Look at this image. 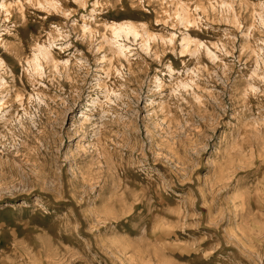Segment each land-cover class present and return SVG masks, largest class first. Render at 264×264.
Masks as SVG:
<instances>
[{
  "label": "rangeland",
  "instance_id": "1",
  "mask_svg": "<svg viewBox=\"0 0 264 264\" xmlns=\"http://www.w3.org/2000/svg\"><path fill=\"white\" fill-rule=\"evenodd\" d=\"M0 264H264V0H0Z\"/></svg>",
  "mask_w": 264,
  "mask_h": 264
},
{
  "label": "bare ground",
  "instance_id": "2",
  "mask_svg": "<svg viewBox=\"0 0 264 264\" xmlns=\"http://www.w3.org/2000/svg\"><path fill=\"white\" fill-rule=\"evenodd\" d=\"M136 28V27H135ZM116 30L119 31H125L126 33H134V27H131L130 25L126 24L124 26L119 25L118 27H116ZM116 32V33H118ZM121 50H124L125 48L123 46H121L120 48ZM45 53V52H44Z\"/></svg>",
  "mask_w": 264,
  "mask_h": 264
}]
</instances>
